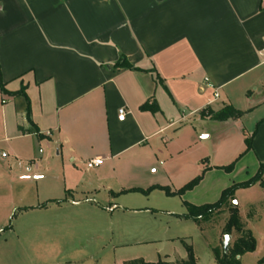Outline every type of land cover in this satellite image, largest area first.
Returning a JSON list of instances; mask_svg holds the SVG:
<instances>
[{"label": "crops", "instance_id": "1", "mask_svg": "<svg viewBox=\"0 0 264 264\" xmlns=\"http://www.w3.org/2000/svg\"><path fill=\"white\" fill-rule=\"evenodd\" d=\"M263 50L264 0H0V155L13 179L38 187L40 210L54 211L64 234L115 214L164 215L179 228L185 201L214 203L264 163ZM121 56L136 69L114 67ZM226 105L244 114H208ZM204 170L182 195L162 189ZM180 228L122 246L165 242L157 260L184 259L166 251Z\"/></svg>", "mask_w": 264, "mask_h": 264}, {"label": "rangeland", "instance_id": "2", "mask_svg": "<svg viewBox=\"0 0 264 264\" xmlns=\"http://www.w3.org/2000/svg\"><path fill=\"white\" fill-rule=\"evenodd\" d=\"M245 123L248 125L247 120ZM24 167L16 168L20 171ZM11 173H15V167L11 171V158L0 155V264H124L126 260L141 257L155 261L165 242L122 244L172 236L182 223L180 240L182 242L184 238L193 247L197 264H216L212 248L223 246L229 206L201 225L189 218L177 228L175 220L164 215L142 221L131 217L125 220L115 214L113 218L80 220L72 227L74 233L67 235L62 230L69 228L62 226L54 211L40 210L38 187L13 179ZM252 186L236 191L233 200V205L237 202L238 208L243 207L241 220L245 229L252 228L257 240L256 250L244 254L240 258L241 264H262L260 259L264 256V190ZM255 200L257 205H252ZM237 236L236 232L231 234L230 245ZM180 240L175 247L167 245L166 250L177 259L185 258L187 254Z\"/></svg>", "mask_w": 264, "mask_h": 264}, {"label": "trees", "instance_id": "3", "mask_svg": "<svg viewBox=\"0 0 264 264\" xmlns=\"http://www.w3.org/2000/svg\"><path fill=\"white\" fill-rule=\"evenodd\" d=\"M114 67L117 68H129L136 69L132 66L125 56H121L120 59L114 64ZM158 78V76H157ZM0 89H4V83L2 81L1 72H0ZM14 95L22 94L26 96L24 90H20L13 93ZM143 110H151L157 111L158 106L150 103H145L141 106ZM28 116H30V101L28 100ZM212 116V118L216 120H228L230 118H240L244 112L238 109H235L232 105H226L218 111H210L208 112ZM247 150L251 147V142L246 139ZM236 161H233L229 165L222 167V169L227 172H231L234 169ZM205 170L199 176L195 177L188 183H186L182 188L177 191H171L169 188L163 187L162 189L168 195H182L186 191L193 189L199 182L202 180ZM264 163H262L259 167L258 172L251 177L250 179L242 182H237L232 184L230 187L223 190L221 197L214 203H206L203 205H193L188 202H184L187 213L181 215L185 218H191L195 220L199 225L202 224L203 221H208L212 219L215 215L220 214L227 206H229V218L226 223L224 229V235H231L233 232L237 233V238L230 245L229 250L227 252L224 251L223 246L218 247L214 246L212 248L216 264H241L240 258L249 252H254L257 247V240L250 229H245V226L241 220V215L239 208L233 205V200L235 199V192L241 188H247L254 185L257 182H260L264 186ZM155 187H151L146 190L142 189H132L134 191H142L144 193H148L151 189ZM184 244L187 256L184 259L176 260V261H168L164 258H160L155 262H149L144 260L143 258H136L129 261H126L125 264H197V257L193 250V247L190 244H187L184 240H182ZM260 262L264 264V256L260 259Z\"/></svg>", "mask_w": 264, "mask_h": 264}, {"label": "built area", "instance_id": "4", "mask_svg": "<svg viewBox=\"0 0 264 264\" xmlns=\"http://www.w3.org/2000/svg\"><path fill=\"white\" fill-rule=\"evenodd\" d=\"M262 54L264 55V50H263ZM215 97H218V93H215ZM125 116H126V109L124 107H122L119 109V119L123 120L125 118ZM41 151H42V149H40V152ZM103 161H104V159H102V158L92 159V160L87 162V167L89 169L99 167L100 165L103 164Z\"/></svg>", "mask_w": 264, "mask_h": 264}, {"label": "water", "instance_id": "5", "mask_svg": "<svg viewBox=\"0 0 264 264\" xmlns=\"http://www.w3.org/2000/svg\"><path fill=\"white\" fill-rule=\"evenodd\" d=\"M237 205V202H234V206ZM230 241H231V235H225L224 236V241H223V248L224 251L227 252L229 250L230 247Z\"/></svg>", "mask_w": 264, "mask_h": 264}]
</instances>
